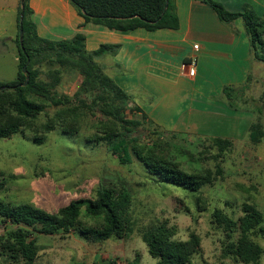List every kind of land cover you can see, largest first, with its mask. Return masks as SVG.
<instances>
[{
	"label": "trees",
	"instance_id": "obj_1",
	"mask_svg": "<svg viewBox=\"0 0 264 264\" xmlns=\"http://www.w3.org/2000/svg\"><path fill=\"white\" fill-rule=\"evenodd\" d=\"M68 1L84 24L91 23L121 32L179 28L171 0ZM198 1L208 6L217 19L230 29L235 20H241L252 60L264 63V16L256 15L248 5H244L240 12H229L214 0ZM23 7V49L20 48L18 34L21 7L18 8L17 17L18 72L13 81L0 83V88H5L0 91V140L21 134L28 135L35 144H42L56 125L66 133L77 134L80 117L89 113L109 123V127L101 133L96 132L93 137L85 138V141L104 144L122 165L127 163V149L130 148L139 163L159 184L200 193L202 188L223 179L221 162L231 150L233 141L200 137L202 151L198 159H211L214 167L186 171L181 163L166 154L168 143L161 138L162 134L157 132L154 125H150L155 130L150 132L151 145H142L137 139L129 140L130 132L146 124V117L138 107H130L132 97L121 90L96 62L105 55H114L118 46L100 45L94 51H87L83 34L60 41L42 39L37 36L36 26L30 19L32 11L28 0H23ZM27 59L29 62L24 75L21 70ZM64 72L80 78V84L72 96L57 92ZM26 76L28 83L22 86ZM250 78L244 85L224 87L220 100L231 110H250L254 114L246 139L252 145H257L264 142V126L258 118L261 109L250 104L253 99L246 95ZM48 109L52 110L51 117L45 123H39L38 118ZM126 111L131 112L132 116L140 113V119H127ZM205 154L206 157H203ZM189 156L195 159L193 154ZM131 201L129 189L121 185L117 188L103 184L98 185L93 199L71 200L55 213L26 203L16 205L0 201V224L4 226V232L0 234V252L11 263L35 264L39 252L37 235L68 234L76 227L91 243H103L112 237L125 240L133 232ZM83 208V217L92 223L88 227L83 226L81 220ZM241 213L236 220L218 209L211 214L212 223L224 233L225 244L221 255L235 264H260L264 248L251 237L264 233V216L247 202L242 204ZM138 233L148 255L156 259L157 264H193V257L201 250V240L197 234L190 233L186 240H178L175 238V227L169 225L167 220L143 226Z\"/></svg>",
	"mask_w": 264,
	"mask_h": 264
},
{
	"label": "rangeland",
	"instance_id": "obj_2",
	"mask_svg": "<svg viewBox=\"0 0 264 264\" xmlns=\"http://www.w3.org/2000/svg\"><path fill=\"white\" fill-rule=\"evenodd\" d=\"M20 1L0 0V83L13 81L18 72L15 21ZM13 5L16 9L11 12ZM96 62L103 65L101 59ZM105 73L111 76L109 69H105ZM79 84L77 75L64 72L57 92L72 96ZM246 93L253 99L250 104L261 109L258 118L264 126V63L253 61ZM131 114L125 112L127 119H140L138 113ZM51 115L52 110L48 109L38 122L45 123ZM78 123L77 134L66 133L56 125L42 144H35L28 135L21 134L0 140V201L16 205L26 203L55 213L71 200L93 199L99 184L117 188L121 185L130 191L133 232L125 240L112 237L103 243L87 241L77 227L68 234L37 235L39 252L35 264H107L112 261L114 264H157V260L148 255L138 230L164 220L175 227L178 240H186L190 233L200 237L201 250L193 257V264H235L221 255L224 233L212 223L211 214L218 209L236 220L242 215V204L247 202L264 216V142L252 145L247 139L233 141L231 150L221 162L223 179L202 188L200 193H193L170 184H159L130 148L127 149V163L122 165L104 144L86 142L85 138L109 127L103 119L85 113ZM153 129L146 123L130 132L129 140L137 139L142 145H151ZM157 130L168 143L166 154L181 163L184 170L213 169L214 161L198 159L202 151L200 137L163 134ZM190 154L195 159H191ZM83 215L84 208L81 210L83 226L92 225ZM3 232L4 226L0 224V234ZM251 239L264 248V233L253 235ZM0 264L15 263L9 262L0 252ZM260 264H264V255Z\"/></svg>",
	"mask_w": 264,
	"mask_h": 264
},
{
	"label": "crops",
	"instance_id": "obj_3",
	"mask_svg": "<svg viewBox=\"0 0 264 264\" xmlns=\"http://www.w3.org/2000/svg\"><path fill=\"white\" fill-rule=\"evenodd\" d=\"M171 1L179 28L153 32H121L84 24L68 0H28V6L42 39L60 41L83 34L87 51L100 45L118 46L114 55L100 58L101 66L132 97V105L140 109L147 124L176 136L246 139L254 114L231 110L220 100L224 87L244 85L251 76L253 60L241 20H235L230 29L198 0ZM214 1L229 12H240L248 5L256 15L264 16V0ZM15 9L13 5L10 10ZM192 56L197 60L196 70L193 77H187L180 64Z\"/></svg>",
	"mask_w": 264,
	"mask_h": 264
},
{
	"label": "built area",
	"instance_id": "obj_4",
	"mask_svg": "<svg viewBox=\"0 0 264 264\" xmlns=\"http://www.w3.org/2000/svg\"><path fill=\"white\" fill-rule=\"evenodd\" d=\"M193 51H198V46H193ZM197 60L195 56H192L189 61L180 64V71L187 77H193L195 74Z\"/></svg>",
	"mask_w": 264,
	"mask_h": 264
},
{
	"label": "water",
	"instance_id": "obj_5",
	"mask_svg": "<svg viewBox=\"0 0 264 264\" xmlns=\"http://www.w3.org/2000/svg\"><path fill=\"white\" fill-rule=\"evenodd\" d=\"M20 7H21V13H20V18H19L20 19V28H19L18 34H19V45H20V48L23 49L22 48V46H23V44H22V40H23V30H22V27H21V22H22V19H23V9H24V7H23V0L20 1ZM28 62L29 61L27 59L26 64L22 67V70H21L22 74H24V75L26 74V67H27ZM27 83H28V76H26L25 81H24V83H23L22 86H26ZM4 89H5L4 87L3 88H0V91H2Z\"/></svg>",
	"mask_w": 264,
	"mask_h": 264
}]
</instances>
